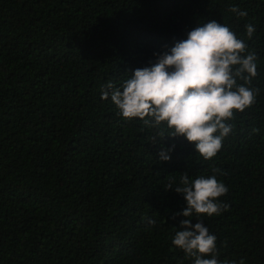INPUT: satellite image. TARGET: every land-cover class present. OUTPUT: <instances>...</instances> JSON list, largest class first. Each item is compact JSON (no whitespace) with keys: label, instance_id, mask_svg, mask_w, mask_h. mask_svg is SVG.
Instances as JSON below:
<instances>
[{"label":"trees","instance_id":"1","mask_svg":"<svg viewBox=\"0 0 264 264\" xmlns=\"http://www.w3.org/2000/svg\"><path fill=\"white\" fill-rule=\"evenodd\" d=\"M210 20L255 53L259 92L205 161L101 94ZM213 167L229 207L199 220L219 264H264V0H0V264H194L171 243L185 201L164 188Z\"/></svg>","mask_w":264,"mask_h":264},{"label":"clouds","instance_id":"2","mask_svg":"<svg viewBox=\"0 0 264 264\" xmlns=\"http://www.w3.org/2000/svg\"><path fill=\"white\" fill-rule=\"evenodd\" d=\"M228 11L240 18L247 17L246 11L235 6ZM245 30L251 40L255 27L249 23ZM257 74L255 53L247 51L245 40L227 25L210 20L202 25L197 23L186 39L175 42L150 66L134 70L119 87L108 83L101 99L110 96L123 120L136 118L146 127L159 129L154 140L183 137L195 146V153L209 161L232 132L233 124L229 121L234 114L254 104L259 90L250 85ZM171 151L172 148L162 150L159 159L168 161ZM211 172L212 175L195 179L185 172L179 186L173 187L170 182L164 188L174 190L185 201L186 207L175 214L184 219L171 243L186 257L193 258L194 264H219L216 237L199 220L201 216H218L229 207L218 199L228 191L217 180L220 169L213 167ZM147 223L155 225L156 221L148 219Z\"/></svg>","mask_w":264,"mask_h":264}]
</instances>
